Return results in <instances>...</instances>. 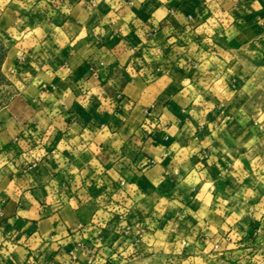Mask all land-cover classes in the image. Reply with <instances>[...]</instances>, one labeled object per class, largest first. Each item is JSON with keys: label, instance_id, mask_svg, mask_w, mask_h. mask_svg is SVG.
<instances>
[{"label": "crops", "instance_id": "crops-1", "mask_svg": "<svg viewBox=\"0 0 264 264\" xmlns=\"http://www.w3.org/2000/svg\"><path fill=\"white\" fill-rule=\"evenodd\" d=\"M0 42V264H264V0H0Z\"/></svg>", "mask_w": 264, "mask_h": 264}, {"label": "rangeland", "instance_id": "rangeland-1", "mask_svg": "<svg viewBox=\"0 0 264 264\" xmlns=\"http://www.w3.org/2000/svg\"><path fill=\"white\" fill-rule=\"evenodd\" d=\"M6 51V46L0 42V108L5 105L7 98L10 96L7 90L8 82L6 81L5 72L3 70Z\"/></svg>", "mask_w": 264, "mask_h": 264}, {"label": "built area", "instance_id": "built-area-1", "mask_svg": "<svg viewBox=\"0 0 264 264\" xmlns=\"http://www.w3.org/2000/svg\"><path fill=\"white\" fill-rule=\"evenodd\" d=\"M14 71H15V69H14ZM122 185H125V183L123 182ZM78 247H79V248H83V249H84L87 253H89V254L92 253L91 248H87V247H85L82 243L78 244Z\"/></svg>", "mask_w": 264, "mask_h": 264}]
</instances>
